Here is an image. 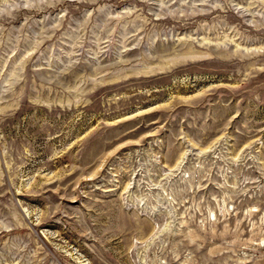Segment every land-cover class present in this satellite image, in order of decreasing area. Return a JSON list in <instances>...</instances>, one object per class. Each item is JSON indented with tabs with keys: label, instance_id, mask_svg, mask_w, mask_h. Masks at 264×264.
Segmentation results:
<instances>
[{
	"label": "rangeland",
	"instance_id": "1",
	"mask_svg": "<svg viewBox=\"0 0 264 264\" xmlns=\"http://www.w3.org/2000/svg\"><path fill=\"white\" fill-rule=\"evenodd\" d=\"M0 264H264V0H0Z\"/></svg>",
	"mask_w": 264,
	"mask_h": 264
}]
</instances>
